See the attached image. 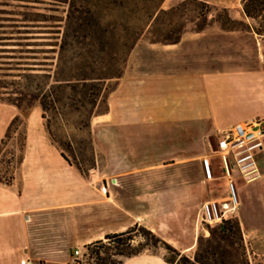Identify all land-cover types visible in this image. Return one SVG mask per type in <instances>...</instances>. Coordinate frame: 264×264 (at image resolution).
<instances>
[{
	"label": "crops",
	"instance_id": "0c3cea01",
	"mask_svg": "<svg viewBox=\"0 0 264 264\" xmlns=\"http://www.w3.org/2000/svg\"><path fill=\"white\" fill-rule=\"evenodd\" d=\"M203 1L248 18L242 0ZM11 28L0 26V49L15 47L4 44L17 40L12 36L30 34L6 31ZM207 33L186 31L177 43L151 44L155 57L135 58L134 50L109 97V111L94 117L93 143L105 161L97 174L84 176L62 157L41 110L28 113L18 172L12 184L0 183V264H73L75 250L136 224L183 253L196 248L203 204L229 195L220 169L215 179H224L222 195L203 197V158L214 157L220 166L217 150L207 155L204 147L232 124L264 121L260 53L256 70L224 68V61L201 53L200 40ZM257 44L262 52L260 38ZM18 113L0 103V139ZM255 158L260 176L247 182L236 172L235 179L243 192L240 202L247 204L244 192L257 194L263 211L264 147ZM189 169L195 170L194 181ZM121 264L171 263L144 252Z\"/></svg>",
	"mask_w": 264,
	"mask_h": 264
},
{
	"label": "rangeland",
	"instance_id": "374dc122",
	"mask_svg": "<svg viewBox=\"0 0 264 264\" xmlns=\"http://www.w3.org/2000/svg\"><path fill=\"white\" fill-rule=\"evenodd\" d=\"M71 1L0 0V26L12 27L6 30L12 33H30L12 36L17 40L4 44L15 47L0 49V103L14 106L19 112L12 118L0 139V178L2 179L16 176L18 172L23 148H25L23 145L26 144L27 139L26 117L35 108L41 110L43 114L40 98L42 92L49 87V82L53 83L57 78L66 79L81 76L86 72L90 76H96L83 56L86 52L84 43L75 41L73 36L70 37V44L64 50L61 48L67 30L71 34H81L76 20L69 21L70 14L80 16V12L86 11L84 14L88 15L87 10L89 8L91 13L102 18L103 22H120L128 16H140L141 22L144 23L150 21L146 32L129 55L125 57L118 55L119 58L114 62V66H111L113 64H110L111 56H116L117 50L115 48L106 50L107 52L101 54L104 57L103 63L94 66L96 71L101 68L103 69L101 72L108 73L114 70L113 67L116 66L125 73L134 50H137V55H134L135 58H140V56L143 58L155 57L157 52L151 49V44H157L156 46L172 44L169 43L170 41L164 40L182 36L186 31H197V26L204 22L203 17L200 16L201 11H204L208 18L206 21L208 25L205 28L208 33L200 40L201 53L204 58L224 61V68L227 69L256 70L259 67L260 53V60H263L261 64L264 68V17L258 19L248 16V18L239 17L230 11V16L236 19L238 23L235 24L236 29L229 30L223 28L221 22L217 21L218 15L221 13L220 10L207 7L200 1L184 3V0H175L174 4L170 6L172 0H75L77 2L76 7L70 13ZM160 6L165 10L174 6L178 8L173 13H163L158 18L154 16L150 20L148 12H154ZM94 30L97 33L100 32L99 28H94ZM117 31L121 32L122 28H118ZM257 38L262 41V52H259ZM258 43L260 44L259 39ZM95 49L98 53L95 54V58L98 59L100 47L97 45ZM222 67L219 66V68ZM116 83V79L108 80L106 86L111 89L116 86ZM64 102L69 103L70 99L64 96ZM18 104H22L25 111H22ZM104 109H106V102H101L96 107V111ZM63 112L65 117L58 116L53 122L54 132L63 137L64 140L70 137L74 141L73 146L78 156L77 161L86 169H90L91 159L94 155L95 168L90 169L88 175L90 173L97 174L98 168L105 164L104 156L98 152L94 143L93 148L91 147L88 140L89 131L78 128L79 121L85 115L72 109H66ZM94 117L91 121L92 139L98 124ZM46 122L47 120L43 118L44 127L51 139L46 128ZM215 140L216 137L213 136L210 140L211 145L207 148L204 147V152L206 149L207 155H217L216 151H213L216 149ZM211 165L215 176L221 174L218 159L213 157ZM189 172H191L190 175L194 181L195 170L189 169ZM222 181L224 179L207 180L203 175V197L221 196L219 188L222 186L219 183ZM239 184L236 182L239 198L241 196L243 198ZM244 193H246L247 204L244 205L240 202L232 215L240 220L249 263L264 264V210H259L257 194ZM215 225L216 223L201 224L202 230L199 238L209 236ZM141 226L143 225H139L132 232L134 239L131 245L143 249L142 253L157 254L163 258L165 256L171 257L173 254L171 250L141 229ZM116 233L120 232L108 233L110 237L106 234L102 239L96 240L88 246L85 245L82 248V254L78 258L75 257L72 263L118 264L126 257L116 255L117 248L120 243H124V245H120V248H127V239L114 236ZM195 250L196 248L187 254L193 256Z\"/></svg>",
	"mask_w": 264,
	"mask_h": 264
},
{
	"label": "trees",
	"instance_id": "16d2710c",
	"mask_svg": "<svg viewBox=\"0 0 264 264\" xmlns=\"http://www.w3.org/2000/svg\"><path fill=\"white\" fill-rule=\"evenodd\" d=\"M187 1H200L207 7H212L215 10H220L217 21L221 22V25L225 29H236L235 24L238 21L230 16V10L228 8L219 7L214 4H210L203 0H184ZM70 13L77 2L72 0L70 2ZM88 8V7H87ZM178 7L174 6L169 10L161 8V6L155 9L154 12H148V18L151 20L154 16L158 18L160 14H170L175 12ZM242 9L246 16L251 18L264 17V0H242ZM88 15L85 12H80V16L69 15V21L76 20L81 34H71L68 30L65 32L61 48L64 50L68 44H70V37L74 36L75 41L84 43L86 52H84V58L88 61V66L96 76H90V74L84 73L81 76H73L72 78L60 79L57 78L53 83L49 82V87L42 92L40 98V104L43 109V118L47 120L46 128L51 137V140L59 148L62 157L70 164L76 166V168L84 176H88L90 169L95 168L94 155L91 159L90 169H86L81 163L77 161V154L74 148V141L69 137L64 140L63 137L58 136L53 129L54 120L60 116L65 117L64 110L72 109L80 114H84L78 124L79 129H87L89 131V143L93 148V139L91 136V121L94 116L105 114L109 111V97L118 87L120 79L124 76V71L120 68L113 67L114 70L110 72H101L103 69L98 68L95 70L96 64H102L104 57L101 54L107 52L106 50L115 48L117 51L116 56H111V66H114V62L119 58L118 55L125 57L129 55L139 40L146 32V28L149 25L141 22L140 16L127 17L120 22H103L96 15L91 13L90 9L87 10ZM200 16L203 17V23L197 26V31H203L208 23L207 16L204 11H201ZM137 21V24H135ZM122 28L121 32H118V28ZM94 28H99L100 32H96ZM84 31V32H82ZM83 39V40H82ZM181 39V35L174 39L164 41H170L169 43H177ZM99 46V58H95L96 49L95 46ZM118 56V57H117ZM95 64V65H94ZM106 65V64H105ZM107 67V66H106ZM110 66L108 65V68ZM97 69V68H96ZM112 79H116V86L108 88L106 82ZM64 96L70 99L69 103L64 102ZM106 102V109L102 111H96V107L101 103ZM18 107L25 111V107L22 104H18ZM82 111L86 112L83 113ZM25 147V144L23 145ZM23 148V152H24ZM23 157V155H22ZM21 157V160H22ZM73 159H72V158ZM20 160V162H21ZM15 175L10 178H0V182L6 185L13 183ZM236 216H229L220 222H217L211 229V233L207 237L199 238L196 246V250L193 256H189L187 253L181 252L175 246L169 244L158 236L155 232L148 229L145 226L140 228L152 235L158 242L163 243L173 253L171 257L165 256L164 259L171 264H250L247 258L246 246L243 238V232L241 228L240 220ZM139 225L130 227L129 229L116 233V237H125L127 239V248H120V243L116 255L124 257H132L139 255L143 252V249L139 247H133L131 245L134 237L132 232L138 228ZM110 237V234H108ZM90 244H87L88 246ZM122 260L118 262L121 264ZM105 264V263H102Z\"/></svg>",
	"mask_w": 264,
	"mask_h": 264
},
{
	"label": "built area",
	"instance_id": "2783aa9c",
	"mask_svg": "<svg viewBox=\"0 0 264 264\" xmlns=\"http://www.w3.org/2000/svg\"><path fill=\"white\" fill-rule=\"evenodd\" d=\"M219 155L220 169L227 179L229 195L224 200H210L203 204L200 216L201 224H213L231 216L240 204L235 173L239 172L243 179L251 182L260 176L255 154L264 147V121L249 120L237 122L220 130L215 140ZM205 178L215 179L211 165V157L203 158ZM82 254L75 250L78 258Z\"/></svg>",
	"mask_w": 264,
	"mask_h": 264
}]
</instances>
